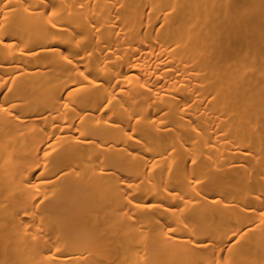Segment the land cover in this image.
<instances>
[{"label": "bare ground", "instance_id": "1", "mask_svg": "<svg viewBox=\"0 0 264 264\" xmlns=\"http://www.w3.org/2000/svg\"><path fill=\"white\" fill-rule=\"evenodd\" d=\"M0 264H264V0H0Z\"/></svg>", "mask_w": 264, "mask_h": 264}]
</instances>
